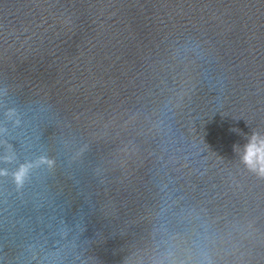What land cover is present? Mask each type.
Wrapping results in <instances>:
<instances>
[{
	"label": "water",
	"instance_id": "obj_1",
	"mask_svg": "<svg viewBox=\"0 0 264 264\" xmlns=\"http://www.w3.org/2000/svg\"><path fill=\"white\" fill-rule=\"evenodd\" d=\"M253 132L264 0H0V264H264Z\"/></svg>",
	"mask_w": 264,
	"mask_h": 264
},
{
	"label": "clouds",
	"instance_id": "obj_2",
	"mask_svg": "<svg viewBox=\"0 0 264 264\" xmlns=\"http://www.w3.org/2000/svg\"><path fill=\"white\" fill-rule=\"evenodd\" d=\"M233 131H238L233 129ZM235 148V145H234ZM242 163L258 178L264 179V135L253 132L243 146ZM22 184V180H18Z\"/></svg>",
	"mask_w": 264,
	"mask_h": 264
}]
</instances>
